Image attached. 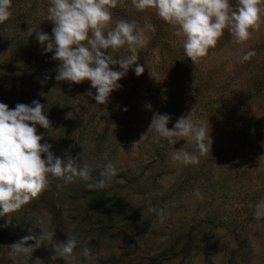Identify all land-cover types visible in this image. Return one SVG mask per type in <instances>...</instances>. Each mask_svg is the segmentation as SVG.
<instances>
[{"label": "rangeland", "instance_id": "1", "mask_svg": "<svg viewBox=\"0 0 264 264\" xmlns=\"http://www.w3.org/2000/svg\"><path fill=\"white\" fill-rule=\"evenodd\" d=\"M49 3L13 0L12 16L0 24L5 92L0 102L40 100L53 129L49 134L38 126L42 143L81 166L110 161L117 175L99 190H89L84 181L64 187L53 181L11 220L0 217V230L39 238L43 223L55 231L56 243L77 235L93 255L77 254L68 264H264V220L254 218L255 204L264 199V22L242 43L225 29L194 64L183 39L155 10L138 11L132 0H119L111 10L113 26L127 20L139 27L151 24L155 31L147 29L149 41L138 52L144 74L137 76L133 66L120 81L123 87L101 105L90 81L55 79L59 61L44 53L35 34H53L54 24L46 20ZM231 4L235 9L238 0ZM250 50L256 55L242 62ZM191 112L207 126L213 144L197 165H184L171 160L172 146L150 125L155 113H166L173 129ZM186 145L195 151L186 140L175 147ZM93 175L99 179V169ZM106 198L112 203L89 208ZM16 241L0 242V264H21L8 255V245ZM27 264L66 262L56 256L54 245L45 244Z\"/></svg>", "mask_w": 264, "mask_h": 264}, {"label": "clouds", "instance_id": "2", "mask_svg": "<svg viewBox=\"0 0 264 264\" xmlns=\"http://www.w3.org/2000/svg\"><path fill=\"white\" fill-rule=\"evenodd\" d=\"M118 3L119 0H50L46 20L54 24L53 34L40 30L35 33L44 53H52V59L59 61L55 79L76 84L90 81L96 90L94 99L101 105H107L112 93L123 87L120 81L133 66L137 76L144 74L145 66L138 63V52L149 41L147 29L155 31L151 24L139 27L135 21L127 20L117 21L113 26L111 10ZM12 4L13 0H0V24L12 16ZM132 4L138 11L155 10L172 25L175 35L183 39L186 56L194 64L216 46L225 29L236 42L242 43L264 22L262 0H238L235 9L231 0H132ZM122 49L126 52H121ZM255 55L256 52L250 50L241 61ZM116 65L120 70H113L111 66ZM88 95L93 96V93ZM48 113L40 100H33L30 105L18 103L14 109L0 102V217L8 216L11 220L13 213L50 189L53 181L60 182L57 187L84 181L89 190H99L117 175L110 161L81 166L76 158H61L51 150L52 144L42 143L45 137L38 126L49 134L53 130ZM192 113L181 116L173 129L168 127L169 114L155 113L150 125V130L154 129L172 146L169 149L171 160L184 165H197L201 155L212 151L210 131L196 122ZM179 140L194 144L195 151L186 150L187 145L177 149L175 145ZM104 160L107 161V153ZM98 169L100 178L96 179L93 174ZM194 191L197 197L203 198L199 189ZM254 218L264 220V199L255 204ZM40 227L39 238L28 235L8 245V255L13 261L27 264L45 244L54 245L56 256L63 258L66 264L75 260L77 254L85 258L93 255L77 235L68 234L66 241L56 243L55 231L43 223Z\"/></svg>", "mask_w": 264, "mask_h": 264}, {"label": "trees", "instance_id": "3", "mask_svg": "<svg viewBox=\"0 0 264 264\" xmlns=\"http://www.w3.org/2000/svg\"><path fill=\"white\" fill-rule=\"evenodd\" d=\"M4 93L5 92H3V87H2V85L0 86V100H1V98L2 97H4ZM18 103H22V101H20L19 100V102H16V103H14V104H11V105H8L10 108H15V106H16V104H18ZM52 118V116H50V119ZM40 133H42V132H40ZM43 134V133H42ZM112 198H106V199H104V200H102V201H100V202H96V203H93V204H91L90 206H89V208L91 209V210H99L100 208H103V207H105V206H107V205H109L110 203H112ZM23 237H18L17 235H11V234H9L6 230H0V242H2V241H8V240H17V241H19L20 239H22ZM29 243H31V244H34L35 243V241H30ZM35 253L37 254L38 253V249L35 251Z\"/></svg>", "mask_w": 264, "mask_h": 264}]
</instances>
